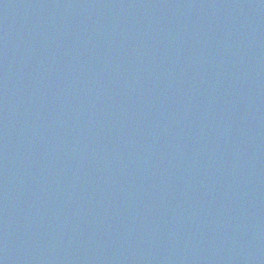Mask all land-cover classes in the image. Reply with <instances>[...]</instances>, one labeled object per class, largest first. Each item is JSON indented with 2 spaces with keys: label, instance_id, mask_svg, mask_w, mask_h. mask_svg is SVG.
<instances>
[{
  "label": "water",
  "instance_id": "95a60500",
  "mask_svg": "<svg viewBox=\"0 0 264 264\" xmlns=\"http://www.w3.org/2000/svg\"><path fill=\"white\" fill-rule=\"evenodd\" d=\"M0 264H264V0H0Z\"/></svg>",
  "mask_w": 264,
  "mask_h": 264
}]
</instances>
